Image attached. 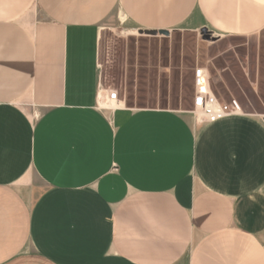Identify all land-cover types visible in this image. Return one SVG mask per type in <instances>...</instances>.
I'll return each instance as SVG.
<instances>
[{"label": "crops", "instance_id": "crops-1", "mask_svg": "<svg viewBox=\"0 0 264 264\" xmlns=\"http://www.w3.org/2000/svg\"><path fill=\"white\" fill-rule=\"evenodd\" d=\"M264 30V0H0V264H264V122L99 101V40Z\"/></svg>", "mask_w": 264, "mask_h": 264}, {"label": "rangeland", "instance_id": "rangeland-1", "mask_svg": "<svg viewBox=\"0 0 264 264\" xmlns=\"http://www.w3.org/2000/svg\"><path fill=\"white\" fill-rule=\"evenodd\" d=\"M116 12L100 34V86L131 109H168L197 119L193 75L204 71L220 102L236 100L243 113L264 118V30L247 37L202 40L197 32L140 35Z\"/></svg>", "mask_w": 264, "mask_h": 264}, {"label": "built area", "instance_id": "built-area-1", "mask_svg": "<svg viewBox=\"0 0 264 264\" xmlns=\"http://www.w3.org/2000/svg\"><path fill=\"white\" fill-rule=\"evenodd\" d=\"M194 86V114H199L205 122H215L226 117L237 116L243 114V111L236 100L228 102H220L212 94L208 80L204 75V71L200 68L195 69L193 75ZM110 96L106 91L101 90L99 101L105 102Z\"/></svg>", "mask_w": 264, "mask_h": 264}, {"label": "water", "instance_id": "water-1", "mask_svg": "<svg viewBox=\"0 0 264 264\" xmlns=\"http://www.w3.org/2000/svg\"><path fill=\"white\" fill-rule=\"evenodd\" d=\"M140 35H145V36H156L158 34L160 35H167L166 31H155V30H140L139 31ZM199 34L202 38V40L204 41H214L215 39L212 38V35L206 30V29H201L199 31ZM263 122H264V118H263Z\"/></svg>", "mask_w": 264, "mask_h": 264}]
</instances>
